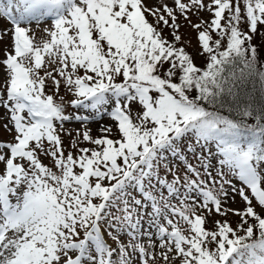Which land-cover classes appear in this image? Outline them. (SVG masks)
<instances>
[{
  "label": "snow or ice",
  "instance_id": "1",
  "mask_svg": "<svg viewBox=\"0 0 264 264\" xmlns=\"http://www.w3.org/2000/svg\"><path fill=\"white\" fill-rule=\"evenodd\" d=\"M0 21V264H264V0H0Z\"/></svg>",
  "mask_w": 264,
  "mask_h": 264
},
{
  "label": "rangeland",
  "instance_id": "2",
  "mask_svg": "<svg viewBox=\"0 0 264 264\" xmlns=\"http://www.w3.org/2000/svg\"><path fill=\"white\" fill-rule=\"evenodd\" d=\"M145 2L149 5V6H153V5H158L160 2H166L169 5H171V0H145ZM204 3L210 4L211 0H204ZM147 15V13H146ZM191 15V14H190ZM225 15H227V13H225ZM199 16L201 18H203L204 20L210 21L212 18V13L208 12L207 9L202 10L199 13ZM149 17V16H148ZM191 19L193 22H197V17L196 16H191ZM178 23L181 25L180 29H179V35L182 37V41L181 43H183L185 45L186 51L189 52L190 54H192V56L194 57V60L199 61V59H201V56L197 55L198 53V49H199V45H198V40H197V31L194 30L193 28H191L189 26V24L187 23V21H185L183 19V17H178ZM9 25L7 24L6 21H0V28H6ZM44 25H41V27H43ZM35 27V26H33ZM242 27H244L242 25ZM169 31L168 29H164V32ZM264 32V26H259L257 33L253 36L254 42H256V44L259 45V48L261 49L260 51L262 52L261 55L262 57H264V36H262L260 33ZM39 35V33H38ZM214 38H215V34H214ZM171 39V38H169ZM190 42V43H188ZM11 40H10V35L4 37V39L2 41H0V58H3V53H4V49L8 48L10 46ZM3 77H4V71L2 66H0V85L3 84ZM45 91L49 94H51L52 92V86L51 83H49V85L46 87ZM60 95L61 96H65V99H70V96L65 95V90L63 85H61L60 88ZM69 111H74L73 109H69ZM5 114V109L0 108V117L4 116ZM102 123L104 124H111L113 123L107 116L104 117ZM66 128H70L73 130V135H75V129H78L81 127V125L79 123H70V124H66L65 125ZM89 127L92 129V134L93 136H97L99 135V132L97 131L98 129V124L96 123H90ZM113 138H116L115 134L113 135ZM11 139V136L3 129L2 127V123H0V141H8ZM64 145L65 148L67 149L68 147V143H69V137L65 136L64 138ZM87 146L84 145V147H91V145L85 143ZM197 151L199 152L200 149H197ZM67 154V151L65 152V155ZM189 157V162L192 164H197L198 162L196 161L195 157L189 153L188 154ZM41 160L43 161L44 164L51 166V160L50 158L46 157V156H41ZM178 163V162H177ZM213 163L215 164L216 161L213 160ZM0 167H2V165H0ZM181 169L183 170V165H180ZM169 179H171V177H169ZM237 183V186H239V183ZM229 193H230V198L227 201V207L230 208H235V209H243L245 207L244 202L241 200V198L236 195L235 196V200L233 201L231 199V189H228ZM138 195V194H137ZM139 198V196H138ZM175 203V201H173ZM150 210V209H149ZM218 218V217H217ZM227 219L230 221V223L232 224L233 227H236V225L239 223L238 216H233V215H229L227 217ZM240 219V218H239ZM147 225L145 224V227ZM183 226V225H182ZM210 226V225H207ZM107 242L113 247L116 248L117 244L116 242H114L113 240H111L110 238H107V234H105ZM129 240V237L124 234L121 236V241L124 243H127ZM141 243H144L147 246V238H143L141 241ZM158 250V249H157ZM115 259V257H114ZM134 259V264H138V259L136 257H133ZM149 264H152L151 261H149ZM155 264H163V262L157 258ZM176 264H179V261H176Z\"/></svg>",
  "mask_w": 264,
  "mask_h": 264
},
{
  "label": "trees",
  "instance_id": "3",
  "mask_svg": "<svg viewBox=\"0 0 264 264\" xmlns=\"http://www.w3.org/2000/svg\"><path fill=\"white\" fill-rule=\"evenodd\" d=\"M148 16H149V17H148ZM148 16H147V18L149 19V21H153V17L150 16V15H148ZM260 27H261V26H260ZM164 34H165L166 36H168L169 38H171V36L169 35V31L164 32ZM252 43L255 44V45H257L258 49L261 50V49L259 48V45L256 44V42H254V39H252ZM261 53H262V52L260 51V62H261V63H264V57H262ZM194 61H195V63H196L198 66L203 67V65H204V59H203V57H201V59H199V61H197V60H194ZM248 87H249V89H250V88H251V85H249ZM257 95H259V94L257 93ZM68 99H69V98H68ZM225 114H227V113H225ZM247 122H248V123H254V120H252L251 118H249ZM84 145L87 146L85 143H82L80 146H81V147H84ZM73 152H74V154H75V150H73ZM241 210H242V209H241ZM237 220H239V217H238ZM250 222H251V221H250Z\"/></svg>",
  "mask_w": 264,
  "mask_h": 264
}]
</instances>
